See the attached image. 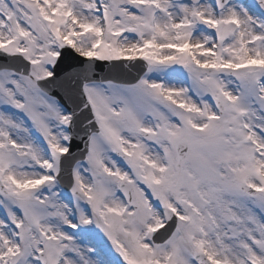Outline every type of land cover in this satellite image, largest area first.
Returning <instances> with one entry per match:
<instances>
[{
  "label": "snow or ice",
  "instance_id": "1",
  "mask_svg": "<svg viewBox=\"0 0 264 264\" xmlns=\"http://www.w3.org/2000/svg\"><path fill=\"white\" fill-rule=\"evenodd\" d=\"M0 264H264V0H0Z\"/></svg>",
  "mask_w": 264,
  "mask_h": 264
}]
</instances>
